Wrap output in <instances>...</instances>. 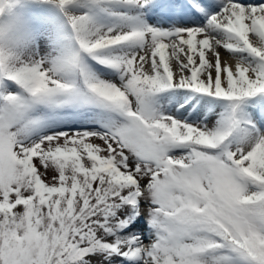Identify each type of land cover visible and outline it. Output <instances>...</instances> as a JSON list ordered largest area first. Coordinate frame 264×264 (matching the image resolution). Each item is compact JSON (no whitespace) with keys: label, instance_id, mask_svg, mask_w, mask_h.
Returning <instances> with one entry per match:
<instances>
[{"label":"snow or ice","instance_id":"snow-or-ice-1","mask_svg":"<svg viewBox=\"0 0 264 264\" xmlns=\"http://www.w3.org/2000/svg\"><path fill=\"white\" fill-rule=\"evenodd\" d=\"M18 2L0 264H264V0Z\"/></svg>","mask_w":264,"mask_h":264},{"label":"rangeland","instance_id":"rangeland-1","mask_svg":"<svg viewBox=\"0 0 264 264\" xmlns=\"http://www.w3.org/2000/svg\"><path fill=\"white\" fill-rule=\"evenodd\" d=\"M33 11V9L28 7L26 0H19V2L14 5L11 16L6 12L4 17L8 16V19L27 18ZM51 175L52 173L49 172L46 179H50Z\"/></svg>","mask_w":264,"mask_h":264},{"label":"bare ground","instance_id":"bare-ground-1","mask_svg":"<svg viewBox=\"0 0 264 264\" xmlns=\"http://www.w3.org/2000/svg\"><path fill=\"white\" fill-rule=\"evenodd\" d=\"M247 2H255V0H247ZM147 18H155L156 19V17L154 15H152L151 13L148 14ZM225 58H227V57L225 56ZM142 222H143V220H141V223H140L139 227L144 229L145 232H146L148 226H145V224L142 223Z\"/></svg>","mask_w":264,"mask_h":264},{"label":"clouds","instance_id":"clouds-1","mask_svg":"<svg viewBox=\"0 0 264 264\" xmlns=\"http://www.w3.org/2000/svg\"><path fill=\"white\" fill-rule=\"evenodd\" d=\"M4 20H8V17H4Z\"/></svg>","mask_w":264,"mask_h":264}]
</instances>
